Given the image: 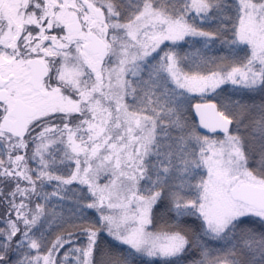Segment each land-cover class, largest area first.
<instances>
[{"label": "snow or ice", "instance_id": "snow-or-ice-1", "mask_svg": "<svg viewBox=\"0 0 264 264\" xmlns=\"http://www.w3.org/2000/svg\"><path fill=\"white\" fill-rule=\"evenodd\" d=\"M0 208V264H264V0H0Z\"/></svg>", "mask_w": 264, "mask_h": 264}, {"label": "trees", "instance_id": "trees-1", "mask_svg": "<svg viewBox=\"0 0 264 264\" xmlns=\"http://www.w3.org/2000/svg\"><path fill=\"white\" fill-rule=\"evenodd\" d=\"M253 99L258 104L261 102L262 97H261V95H255L253 97ZM197 102H202V101H200V99L198 97H196L192 100V104H195ZM216 102L219 103V101H216ZM190 115H191V118L195 119L193 116V113H191ZM89 214L91 215L92 213L90 212ZM188 223H194V222L192 220H188ZM216 246H218V245H216Z\"/></svg>", "mask_w": 264, "mask_h": 264}, {"label": "water", "instance_id": "water-1", "mask_svg": "<svg viewBox=\"0 0 264 264\" xmlns=\"http://www.w3.org/2000/svg\"><path fill=\"white\" fill-rule=\"evenodd\" d=\"M199 103V102H198ZM193 113V116L196 120H198V117L195 115L194 111L192 112Z\"/></svg>", "mask_w": 264, "mask_h": 264}, {"label": "rangeland", "instance_id": "rangeland-1", "mask_svg": "<svg viewBox=\"0 0 264 264\" xmlns=\"http://www.w3.org/2000/svg\"><path fill=\"white\" fill-rule=\"evenodd\" d=\"M3 212V209L2 208H0V213H2Z\"/></svg>", "mask_w": 264, "mask_h": 264}]
</instances>
